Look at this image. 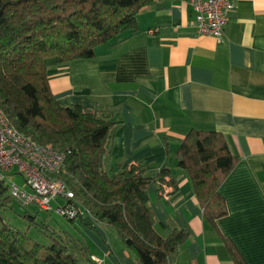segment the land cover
Returning a JSON list of instances; mask_svg holds the SVG:
<instances>
[{
	"label": "crops",
	"instance_id": "obj_1",
	"mask_svg": "<svg viewBox=\"0 0 264 264\" xmlns=\"http://www.w3.org/2000/svg\"><path fill=\"white\" fill-rule=\"evenodd\" d=\"M233 1L221 40L197 34L190 0H159L139 12L137 29L99 46L93 59L48 73L59 104L101 110L117 124L109 169L141 163L152 176L171 170L178 188L169 199L157 183L149 188L158 232H190L171 264H236L222 235L247 264H264V0ZM191 130L222 133L239 160L220 188L228 215L219 230L205 221L189 176L177 167ZM81 223L96 231L84 229L104 253L89 248L92 258L138 264L126 247L113 249L100 223Z\"/></svg>",
	"mask_w": 264,
	"mask_h": 264
},
{
	"label": "trees",
	"instance_id": "obj_2",
	"mask_svg": "<svg viewBox=\"0 0 264 264\" xmlns=\"http://www.w3.org/2000/svg\"><path fill=\"white\" fill-rule=\"evenodd\" d=\"M157 2L0 0V111L28 139L67 155L60 176L75 200H54L57 207L52 212L58 214L59 205L79 203L84 215L60 216L72 223L88 218L93 227L103 223L113 228L138 264H171L190 238L188 230L166 237L157 230L149 188L157 183L161 196L165 186L174 192L178 186L171 170L164 166L152 176L141 163L109 169L117 124L101 110L59 104L48 73L76 60L93 59L99 46L137 29L139 12ZM177 156V167L189 176L205 221L219 230L218 221L228 215L220 188L238 158L222 133L201 130L186 135ZM13 176L0 179V264H82L80 256L93 261L89 247L79 240L52 236L53 243L46 246L5 220L2 211L13 200L7 181ZM25 218L38 226L35 217ZM222 238L233 261L247 264L231 241Z\"/></svg>",
	"mask_w": 264,
	"mask_h": 264
},
{
	"label": "built area",
	"instance_id": "obj_3",
	"mask_svg": "<svg viewBox=\"0 0 264 264\" xmlns=\"http://www.w3.org/2000/svg\"><path fill=\"white\" fill-rule=\"evenodd\" d=\"M195 13L193 27L199 35L213 36L221 40L225 27L235 9L233 0H190ZM66 153L52 146L40 145L10 126L7 117L0 111V179L9 175H21L27 187L12 183L10 193L23 206L36 205L52 211L53 201L64 198L75 200L74 192L60 176L65 171ZM17 173H12L14 169ZM173 187L165 186L162 196L169 199ZM79 203L59 205L56 212L64 217L84 215ZM88 214V212H86ZM90 215V214H88ZM91 216V215H90ZM93 261L101 264L95 257Z\"/></svg>",
	"mask_w": 264,
	"mask_h": 264
},
{
	"label": "rangeland",
	"instance_id": "obj_4",
	"mask_svg": "<svg viewBox=\"0 0 264 264\" xmlns=\"http://www.w3.org/2000/svg\"><path fill=\"white\" fill-rule=\"evenodd\" d=\"M12 173H17L15 168ZM15 183L24 187V178L21 175H14L12 179L7 181V185ZM26 187V186H25ZM27 188V187H26ZM53 207H57V202L53 201ZM5 220L15 228L19 229L22 232H27L28 235L33 238L35 241L40 244L49 246L53 243L52 236L57 237L58 235L64 236L67 235L75 240L83 242L86 246H90L91 252L98 254L100 258H103L104 253L101 249L94 243H91V238L87 235L84 229L96 233L95 230L89 226H84L81 222H70L67 219L61 217L60 215L54 212H48L43 209H40L36 205L23 206L18 200H12V205L8 209L2 211ZM35 217L36 224L35 226L29 219L25 217ZM103 232L112 242V247L114 250H119L120 245L126 247L122 239L117 235L116 231L108 226H103ZM97 235V234H96ZM98 236V235H97ZM99 237V236H98ZM118 241V243H117ZM130 251V250H129ZM133 255L134 253L131 252ZM82 264H98L96 262L90 261L88 258L79 257ZM102 260V259H101ZM105 262V261H104ZM105 264V263H104Z\"/></svg>",
	"mask_w": 264,
	"mask_h": 264
}]
</instances>
